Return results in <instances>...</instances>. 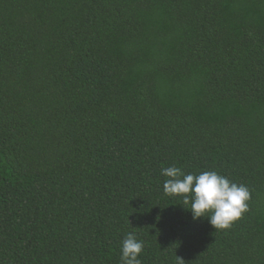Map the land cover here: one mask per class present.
<instances>
[{
	"label": "trees",
	"instance_id": "1",
	"mask_svg": "<svg viewBox=\"0 0 264 264\" xmlns=\"http://www.w3.org/2000/svg\"><path fill=\"white\" fill-rule=\"evenodd\" d=\"M170 166L248 211L194 220ZM129 232L142 264H264V0H0V264H121Z\"/></svg>",
	"mask_w": 264,
	"mask_h": 264
},
{
	"label": "clouds",
	"instance_id": "2",
	"mask_svg": "<svg viewBox=\"0 0 264 264\" xmlns=\"http://www.w3.org/2000/svg\"><path fill=\"white\" fill-rule=\"evenodd\" d=\"M161 175L165 194L181 196L194 220L207 218L215 230L230 229L248 211L251 194L247 186L230 180L217 171L184 173L175 166L164 167ZM144 244L134 232L125 234L120 246L121 264H142ZM183 259L178 257V262Z\"/></svg>",
	"mask_w": 264,
	"mask_h": 264
}]
</instances>
